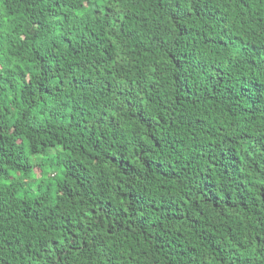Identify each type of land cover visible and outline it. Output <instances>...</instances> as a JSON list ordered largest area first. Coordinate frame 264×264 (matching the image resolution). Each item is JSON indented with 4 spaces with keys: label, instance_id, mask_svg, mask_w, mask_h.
I'll return each instance as SVG.
<instances>
[{
    "label": "trees",
    "instance_id": "obj_1",
    "mask_svg": "<svg viewBox=\"0 0 264 264\" xmlns=\"http://www.w3.org/2000/svg\"><path fill=\"white\" fill-rule=\"evenodd\" d=\"M12 173L0 264H264V0H0Z\"/></svg>",
    "mask_w": 264,
    "mask_h": 264
},
{
    "label": "rangeland",
    "instance_id": "obj_2",
    "mask_svg": "<svg viewBox=\"0 0 264 264\" xmlns=\"http://www.w3.org/2000/svg\"><path fill=\"white\" fill-rule=\"evenodd\" d=\"M44 159L45 166L41 170H36L37 175L33 174L31 177L32 183L20 187L18 191L19 197L35 198L43 190H52V195L55 196L57 184L63 179V169L53 167L55 160L52 155L42 156L41 159L40 157H33V161L38 162H42ZM14 177L15 175L12 173L8 179L0 178V184H9Z\"/></svg>",
    "mask_w": 264,
    "mask_h": 264
}]
</instances>
